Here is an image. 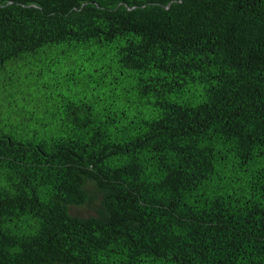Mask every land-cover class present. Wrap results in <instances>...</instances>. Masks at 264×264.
<instances>
[{"label": "trees", "instance_id": "trees-1", "mask_svg": "<svg viewBox=\"0 0 264 264\" xmlns=\"http://www.w3.org/2000/svg\"><path fill=\"white\" fill-rule=\"evenodd\" d=\"M0 264H264V0H0Z\"/></svg>", "mask_w": 264, "mask_h": 264}]
</instances>
